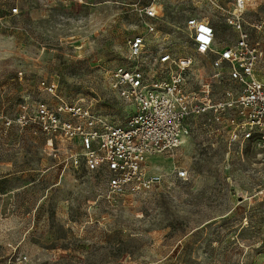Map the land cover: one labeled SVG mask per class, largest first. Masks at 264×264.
Listing matches in <instances>:
<instances>
[{"label":"rangeland","instance_id":"1","mask_svg":"<svg viewBox=\"0 0 264 264\" xmlns=\"http://www.w3.org/2000/svg\"><path fill=\"white\" fill-rule=\"evenodd\" d=\"M150 2L0 0V264H264V147L231 141L226 114L190 118L182 143L150 159L164 183L114 197L103 173L71 167L65 141L21 120L40 102H66L124 125L134 108L108 74L145 33L138 8ZM235 3H162V42L192 57L189 84L216 97L234 79L195 49L186 20H209L215 47L231 46ZM243 17L264 46V0H247Z\"/></svg>","mask_w":264,"mask_h":264},{"label":"built area","instance_id":"2","mask_svg":"<svg viewBox=\"0 0 264 264\" xmlns=\"http://www.w3.org/2000/svg\"><path fill=\"white\" fill-rule=\"evenodd\" d=\"M164 2L151 0L138 8L145 33L128 39V62L108 74L111 88L134 108L124 125H113L90 108L66 102H40L33 113L21 116L72 148L67 155L71 167L103 173L109 197L148 192L164 183V173L150 159L179 146L191 132L192 117L226 114L231 141L241 138L264 147V46L245 29L247 0H236L230 12L229 23L238 33L231 46L215 47L216 31L209 20H186L195 49L213 55L212 68L221 75L226 72L220 69H227L234 79L221 97L209 84L192 87L188 73L194 60L188 53L177 55L162 42ZM150 39L157 43L152 52ZM175 173L179 179L188 177L183 168Z\"/></svg>","mask_w":264,"mask_h":264}]
</instances>
